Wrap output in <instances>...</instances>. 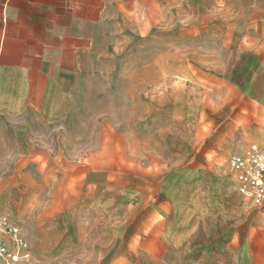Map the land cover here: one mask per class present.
<instances>
[{
  "label": "crops",
  "instance_id": "obj_1",
  "mask_svg": "<svg viewBox=\"0 0 264 264\" xmlns=\"http://www.w3.org/2000/svg\"><path fill=\"white\" fill-rule=\"evenodd\" d=\"M246 1L248 9H263L259 0ZM169 2L0 0V218L16 224L30 243L25 264L46 254L59 224V217L46 222L38 216L60 204L41 193L42 161L55 158L47 146L56 142L55 130L75 126L77 97L85 92L78 81L110 31L146 27L142 18H152L153 27L163 15L159 7ZM251 80L255 85L244 93L264 114V66ZM260 123L255 143L264 147V116ZM190 155L170 154L160 173L111 184L107 168L74 171L69 228L84 241L77 244L85 247L80 264L97 263L90 258L93 239L100 264H264V201L256 207L245 200L230 167L210 169ZM30 175L39 177L35 186ZM48 186L55 190L54 182ZM108 247L115 249L111 262Z\"/></svg>",
  "mask_w": 264,
  "mask_h": 264
},
{
  "label": "rangeland",
  "instance_id": "obj_2",
  "mask_svg": "<svg viewBox=\"0 0 264 264\" xmlns=\"http://www.w3.org/2000/svg\"><path fill=\"white\" fill-rule=\"evenodd\" d=\"M246 2L171 0L159 7L163 15L153 27L152 18H142L146 27L110 31L78 81L85 92L77 97L75 126L55 130L56 142L47 145L55 158L42 161L46 191L41 193L60 204L40 209L38 216L60 220L48 251L34 264L84 259L85 247H77L80 241L69 228L74 171L107 168L111 184L133 174L160 173L179 151L227 171L231 157L256 141L264 114L244 88L255 85L252 71L264 66V6L248 9ZM233 7L236 15L229 14ZM34 168L30 164V171ZM29 178L31 187L39 177ZM100 248L90 241L96 264ZM114 251L108 247L105 259L111 262Z\"/></svg>",
  "mask_w": 264,
  "mask_h": 264
},
{
  "label": "built area",
  "instance_id": "obj_3",
  "mask_svg": "<svg viewBox=\"0 0 264 264\" xmlns=\"http://www.w3.org/2000/svg\"><path fill=\"white\" fill-rule=\"evenodd\" d=\"M230 168L241 196L259 207L264 201V147L250 143L241 153L231 157ZM31 256V245L22 237L20 228L1 217L0 264H25Z\"/></svg>",
  "mask_w": 264,
  "mask_h": 264
},
{
  "label": "bare ground",
  "instance_id": "obj_4",
  "mask_svg": "<svg viewBox=\"0 0 264 264\" xmlns=\"http://www.w3.org/2000/svg\"><path fill=\"white\" fill-rule=\"evenodd\" d=\"M241 153V152H240Z\"/></svg>",
  "mask_w": 264,
  "mask_h": 264
}]
</instances>
